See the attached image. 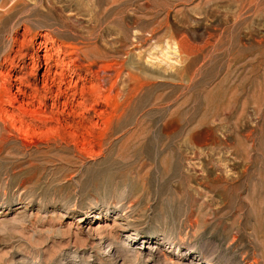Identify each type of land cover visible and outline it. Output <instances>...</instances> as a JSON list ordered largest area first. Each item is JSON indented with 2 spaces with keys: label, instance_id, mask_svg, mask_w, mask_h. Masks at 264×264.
Wrapping results in <instances>:
<instances>
[{
  "label": "rangeland",
  "instance_id": "rangeland-1",
  "mask_svg": "<svg viewBox=\"0 0 264 264\" xmlns=\"http://www.w3.org/2000/svg\"><path fill=\"white\" fill-rule=\"evenodd\" d=\"M0 264H264V0H0Z\"/></svg>",
  "mask_w": 264,
  "mask_h": 264
}]
</instances>
